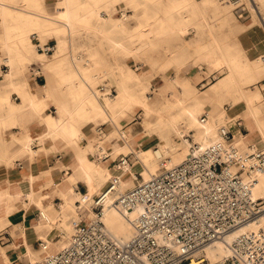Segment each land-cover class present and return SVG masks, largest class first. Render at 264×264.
I'll return each instance as SVG.
<instances>
[{
    "label": "bare ground",
    "instance_id": "obj_1",
    "mask_svg": "<svg viewBox=\"0 0 264 264\" xmlns=\"http://www.w3.org/2000/svg\"><path fill=\"white\" fill-rule=\"evenodd\" d=\"M2 1L0 0V24L2 29L9 32L15 30L18 34L3 35L0 37V42L12 47L16 51V57L20 55L23 60L27 57L42 58V54L27 48L25 34L31 29H41L48 32L51 29H57V27L55 28L56 22H62L69 27L73 21H82L88 24L92 19L112 20L114 21V26L120 28L123 24L122 19L127 18L128 14L124 11L121 13V18L114 17L113 14L118 11L119 6L125 7L126 4H129L136 11L140 7L137 1L134 0H129L128 2L126 0H111L100 3L91 2L90 0H81L79 2L77 0H64L62 4H56L51 6L53 9H48L46 8L47 6H43L44 0H34L35 6L40 13L32 15L27 9L29 6L28 0H24L21 3L24 8L8 5ZM175 9L179 13L184 9L197 13L200 9V3L197 0H188L185 5L183 4ZM102 12H105L107 17H102ZM118 18L122 22H117ZM138 26H141L140 22ZM142 32L144 33L145 31L136 32L137 37L133 38L127 45L132 46L140 40ZM62 43L60 40L61 45ZM110 45L114 49L122 50L125 47V41L112 39ZM244 56L246 59L241 58ZM197 57L205 60L204 63L208 65L205 68L207 72H218L221 75L208 86L203 94L199 95L195 94L193 85L191 88L183 89L186 85L185 83L189 82L188 79H177L180 86L178 84L173 85L179 87L180 93L184 92L186 97L195 95L196 100L185 105L180 97L173 100L167 98L145 108L146 120L143 124V134H134L131 128H125L124 138L121 132L116 129L111 135L117 138L114 143V149L115 151L125 149V154H132V161H127L124 165L115 163L113 167L107 166V163L103 162L104 160L95 155L102 150L105 153H109L111 157L113 153L107 147L103 148L101 144L96 143V151L93 152V157L91 152L93 146L91 143L86 146L79 144V140L84 134L81 124L83 122H105L108 120L113 122L112 117L128 114L131 106L139 104L142 100L141 94L147 85V71H143L141 74L129 71L125 76V83H123L122 79L117 81V79L112 78V84H115L117 89L116 94L111 92L110 87L101 91L97 84L98 81L85 78L81 74L76 76L72 72L65 75L66 78L61 86L63 91H61L71 98L64 100L53 99L57 114H48L43 121L49 134V139L60 137L76 146V164L72 166L73 170L68 174L67 178L71 183L77 181L78 178H82L87 185V191L84 193L79 192L71 186L67 191L60 189L61 202L59 203V210L53 215L50 211L51 206L50 208H43L41 212L45 218L40 216L42 222L48 223L51 228L57 225L60 230L64 231L69 227L73 228V225L75 227L83 218L87 220V217L92 216L89 205L93 202L94 196L104 195L108 179L116 177L119 180L117 190L105 194L106 205L102 220L108 234L114 240L119 243L127 240L133 234L132 219L137 210H120L116 206L117 195L136 184V172L143 174L142 182L146 181L152 175L158 173L159 170L169 168L182 161L192 143L204 146L216 140L220 125L217 126L218 117L213 116L217 115L219 111L216 106L221 103L223 91H227L228 96L232 99L237 97L242 99L240 109L243 112L244 122L248 125L251 122L259 132L258 138H253L251 132H240L232 141L241 156V165L245 166L252 162L250 154L257 149H264V101L258 100L259 94L257 91L245 92L243 85L252 82L257 75L264 71V41L257 45L255 44L247 55L242 53L241 57L239 55L236 56L228 49L218 50V47L215 46H209L207 50L199 53ZM251 57H256L255 63L250 62L249 59ZM203 59L201 60L203 61ZM47 90L45 86L32 87L30 91L34 99H27L23 102L33 104L34 108L39 110L42 101L35 100V98L42 95L46 96ZM20 91L25 92L26 90L21 89ZM22 96L28 97L25 93ZM98 96L106 97V103L102 104ZM131 97L135 99L133 104ZM18 109L20 108L18 107ZM203 111L207 113L208 119L206 117L204 121H201L200 114ZM221 125L229 126L228 121ZM105 134L106 132H104L102 137ZM186 135L192 136V142L186 138ZM107 138H110V136H107ZM126 174L129 176L124 179ZM243 176L251 184L252 197L254 199L264 197V170L254 171L250 174L245 173ZM128 181L131 183L126 185ZM69 193L71 194L69 195ZM29 197L32 198L33 194ZM74 199L78 201L75 202ZM69 209L72 210L71 215L67 213ZM58 217H62L60 222L56 221ZM73 221H75L74 224L72 223ZM256 229H264V214L257 220L249 222L239 230L230 232L224 238L207 246L205 253L211 261L220 260L229 254L228 243L237 232L254 231ZM68 241L69 239H66L64 244H53L55 250L63 248ZM46 242L51 245L50 240H46Z\"/></svg>",
    "mask_w": 264,
    "mask_h": 264
},
{
    "label": "built area",
    "instance_id": "obj_2",
    "mask_svg": "<svg viewBox=\"0 0 264 264\" xmlns=\"http://www.w3.org/2000/svg\"><path fill=\"white\" fill-rule=\"evenodd\" d=\"M227 2L236 17L250 13L243 0ZM35 45L45 55L55 50L48 42ZM206 117L203 113L201 121ZM235 125L240 127L241 122ZM104 132L103 124L95 126L94 134L102 139L97 144H104ZM233 136V126L220 125L212 143H192L178 164L120 192L116 206L137 210L133 234L127 240H114L102 220L105 194L116 191L119 184L111 177L105 194L95 195L89 205L92 216L75 225L68 243L51 252L46 241H39L43 254L29 264H264V229L237 232L228 243L229 254L220 260L211 261L205 253L207 246L264 214V197L254 199L251 184L243 176L264 170V149L253 151L252 162L242 166ZM95 155L102 160L110 157L102 150ZM112 160L124 165L129 157ZM39 216L44 217L41 211Z\"/></svg>",
    "mask_w": 264,
    "mask_h": 264
},
{
    "label": "rangeland",
    "instance_id": "obj_3",
    "mask_svg": "<svg viewBox=\"0 0 264 264\" xmlns=\"http://www.w3.org/2000/svg\"><path fill=\"white\" fill-rule=\"evenodd\" d=\"M23 1L24 0H4L8 5L24 8L21 4ZM61 1L62 0H44V5L48 4L53 6ZM77 1L79 2L81 0ZM90 1L100 3L102 1L111 0ZM128 1L129 0H126V2ZM134 1H137L138 6L141 7H139L137 11L134 10L132 5L126 4L125 7L119 6L118 11L114 12V17L120 18L121 13L124 11L128 14L127 18L122 19L123 24L120 28L115 27L114 21L112 20L104 21L103 19H92L88 24L82 21H73L69 27L62 22H56L57 25L55 24V28L57 27V29H51L48 32L35 29L30 33L32 50L37 52L35 44L38 41L40 44L47 41L49 44L55 45V51L52 55L46 56L42 54L41 59L25 62V65L16 76V78L29 76L30 63L39 61L46 76L48 90L52 92L51 97L47 100L49 103V108L47 110L55 114L52 96H59L61 94V90L63 91L61 86L66 78L65 75L69 73L74 72L76 76L77 74H81L85 78L98 81L97 84L100 90L102 89L100 87L102 85L104 89L110 87L111 92L116 94V86L112 84L113 75L118 79L121 77L123 83H125L123 77H125L129 71H134L139 74L145 67L153 71L155 76L150 83H147L141 94L142 100H139V104L134 105L133 100L135 99L131 97L134 107L131 106L128 114H124L120 117H112L113 122L108 120L107 122L95 121L92 123L83 122L81 124L84 134L82 135L83 139L81 138L79 140V144L86 146L91 143L93 146L92 151H96L95 144L100 142L98 140H102L98 139L96 134H94L95 126L99 124H103L106 130V134L103 137L105 142L103 145L102 142L99 144H101L103 148H106L110 146L109 142L111 138H113L111 135L116 129L118 132H121L124 138L125 128H131L134 134H143V124L146 120L145 108L155 105L167 98L173 100L180 97L185 105L196 100L195 95L186 97L184 92L180 93L179 87L173 85L178 84L180 86L178 80H175L174 83L167 82L164 87H161L159 84L162 83V78L170 76L180 77L186 74L189 77V82L185 83L186 85L184 87L182 86L183 89L191 88L193 85L196 95L203 94L208 86L215 82L221 74L212 72L204 76L199 70L198 65H194V67L190 66L191 60H194L196 53L201 47L215 44L241 57L242 53L247 55L255 44L257 45L264 41V0H254L255 2L251 3H249V0H243L246 2L250 13L246 15L243 14L241 17L237 16V19L234 17L233 6L228 2H223V0H215V2L209 4L207 11L208 17L206 14H200L199 11L193 13L184 9L181 11L180 15L187 14L193 22L185 38L179 37L173 27L168 25L167 22H171L178 17L174 9L183 4L185 5L188 0ZM28 4L29 6L27 9L33 8L37 10L35 1L33 3V1L28 0ZM223 7L227 8L230 15L221 20L217 12ZM102 16L106 17L107 14L102 12ZM164 18L167 20H164ZM118 21L122 22L119 18L117 19V22ZM139 22L141 26H138ZM2 31V25L0 24V37L3 36ZM138 31H145V34L143 32L141 33L142 37L146 39L144 45L137 46L136 49L133 47L131 54H126L119 49L111 50L110 41L112 39L122 40L128 43L131 42L133 38L137 37L136 32ZM60 40L63 42L62 45L60 44ZM183 46L187 47V52L184 56L179 57L178 53ZM14 55L15 51L12 47H8V45L0 42V88L4 86V73L9 70V64L12 65L11 59ZM6 57L9 59L8 62L5 60ZM241 58L246 59L245 56ZM55 60H58V63L53 65ZM249 60L251 63H255L257 59L256 57H251ZM15 70V68H11L8 77H13L15 75ZM95 78H97V80H95ZM262 83H264V71L257 75L252 82L244 84L243 90L245 92L257 91L259 94L258 100L264 101V90L261 89L263 87ZM40 84L42 85L44 82L42 81ZM6 90L10 100L12 92L18 93L13 90L12 87H5V91ZM222 93L223 98L221 99V103L216 106L219 111L217 115L215 114V116H213L218 117L217 126L225 123V121H228V124L231 123V125L235 120H239L240 122L244 121L241 120V118L243 119V112H241L240 109L242 99L239 97L232 99L228 96L227 91H223ZM98 97L102 104L106 103V100L101 98L103 96ZM228 107H230V110L226 109ZM203 113L205 112L203 111L200 117ZM242 132L246 133L247 131L242 130ZM107 136H110V138H107ZM186 138H188L190 142L193 140L191 135H186ZM128 157L129 161H132V154L128 153ZM112 164H114V162ZM128 176L129 175L126 174L124 179H127ZM136 176V182L143 179V174L141 172H136ZM127 183L126 185H129L131 182L128 181ZM64 231L67 234L68 240L74 231V227H69Z\"/></svg>",
    "mask_w": 264,
    "mask_h": 264
},
{
    "label": "crops",
    "instance_id": "obj_4",
    "mask_svg": "<svg viewBox=\"0 0 264 264\" xmlns=\"http://www.w3.org/2000/svg\"><path fill=\"white\" fill-rule=\"evenodd\" d=\"M31 1L34 3V0ZM197 1L200 3V14H206L207 16L209 4L215 2V0ZM63 2L64 0L58 4H62ZM223 2H227V0H223ZM43 6H47L46 8L48 9H53V7L48 4L44 5L43 3ZM30 9L28 10L32 15H34V13H40L38 10L33 8ZM174 12L178 14V17L167 23L173 27L179 37L185 38L186 35H188L190 26L193 22L187 14L180 15L176 9H174ZM217 14L221 20L230 15L225 7L219 10ZM234 17L236 18L235 15ZM164 20L167 19L164 18ZM246 21L249 22L248 20ZM34 30L35 29H31L25 34L27 48L30 50H32L30 33ZM2 34L17 35L18 33L15 30L9 32L3 29ZM145 43L146 39H144V37H141L139 44L137 41L132 46H128L127 44L129 43L125 42V47L122 51L126 54H131L133 47L136 49L137 46H142ZM209 46L218 47V50L222 49L219 45L215 44L203 46L196 53L194 60H191L190 63V66L193 67L194 65H198L199 70L202 74L204 73V76L210 74L205 70L208 65L204 63L205 60L203 58L197 56L199 53L207 50ZM111 50L116 49L111 46ZM186 52L187 47L183 46L178 53V56L182 57ZM36 53L43 54L38 50ZM37 59L38 58L27 57L23 60L20 55H17L16 57L15 51V55L11 59L12 65L8 63L9 70L4 73V86L0 88V264H29V262L40 258L43 253L39 248L38 243L41 240L51 241V245H49V251L51 252L55 251L53 244H64L67 239L66 232L60 230L57 225L51 228L48 223L42 222L40 220L39 211L43 208H50L51 206L50 211L55 215V212L59 210V203L61 202V196L59 194L60 189L62 191H67L71 186L79 192L84 193L87 191V185L82 178H78L74 183H71L67 178L68 174L73 170L72 166L76 164V146L66 142L60 137L49 139V134L44 125V118L48 114H52L47 110L49 108L47 100L51 97L52 92L47 90L46 96L42 95L35 98V100L42 101V105L40 106L41 109L39 108V110H36L33 104L23 102L27 99H34L32 92L30 91L32 87L45 86L48 89L46 76L39 61L30 63L29 76L16 78L21 68L25 65V62ZM201 59H203V61ZM5 60L8 62L9 59L6 57ZM55 63L57 64L58 60L53 62V65H55ZM11 68L16 69L14 72L15 75L13 77H8ZM143 71H147V83H150L155 76V73L149 70L148 67L143 68L140 74ZM180 78L188 79L189 77L186 74L180 77H165L162 78V83L159 85L164 87L165 83H174L175 80ZM113 79L119 81L122 78L120 77L118 79L114 76ZM123 79L125 82V77ZM95 80H97V78H95ZM42 81L44 84L41 85L40 83ZM5 87H12V89L18 93L12 92L10 100L7 90L5 91ZM21 89H25L26 91H20ZM23 93L27 94L28 97H23ZM70 98L71 97H68V95L62 91L59 96H52V99L57 100ZM101 98L106 100V97L104 96ZM53 105L55 108V114L52 115H56L57 109L54 103ZM18 107L20 109H18ZM226 109L230 110V107ZM241 120L243 119L241 118ZM236 121L237 120L232 122V125L229 123L230 127L233 126V139L235 136H238L240 132L244 133L242 130H246L249 133L251 132L253 138L259 137L257 128L251 122H249L250 124L248 125L244 121H241V126L237 127L235 125ZM116 140V137L111 138L108 149L111 150L113 154L111 157L103 161L105 164L107 163L106 165L109 167L115 166L112 164V159L128 155L125 154V149L115 151L114 143ZM92 150L91 152L93 155L94 151ZM32 194L33 197L30 198L29 196ZM70 194L71 193H69V195ZM74 201L77 202L78 200L74 199ZM71 212V209L67 210L69 215L72 214ZM88 218L90 217H87V219ZM61 220L62 217H58L56 221L60 222ZM74 222L75 221L72 223L74 224Z\"/></svg>",
    "mask_w": 264,
    "mask_h": 264
}]
</instances>
